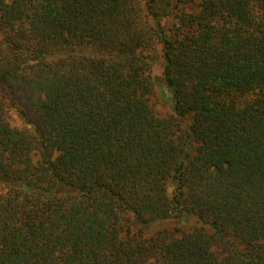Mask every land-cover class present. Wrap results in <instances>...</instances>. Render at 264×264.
Masks as SVG:
<instances>
[{
  "label": "trees",
  "instance_id": "trees-1",
  "mask_svg": "<svg viewBox=\"0 0 264 264\" xmlns=\"http://www.w3.org/2000/svg\"><path fill=\"white\" fill-rule=\"evenodd\" d=\"M0 264H264V0H0Z\"/></svg>",
  "mask_w": 264,
  "mask_h": 264
},
{
  "label": "rangeland",
  "instance_id": "rangeland-1",
  "mask_svg": "<svg viewBox=\"0 0 264 264\" xmlns=\"http://www.w3.org/2000/svg\"><path fill=\"white\" fill-rule=\"evenodd\" d=\"M162 67L163 66L160 61L156 62V64L154 65V69H153L154 74L157 76H162ZM165 93L168 94V92L166 91ZM6 117L13 126H17L20 128H23L26 126L24 120L22 119V117L20 116V114L15 108L8 107L6 111Z\"/></svg>",
  "mask_w": 264,
  "mask_h": 264
}]
</instances>
